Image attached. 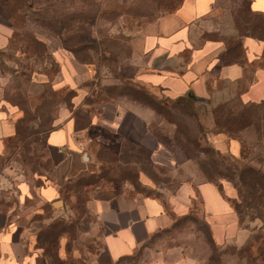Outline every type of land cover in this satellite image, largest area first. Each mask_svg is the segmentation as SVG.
I'll return each instance as SVG.
<instances>
[{"label":"rangeland","instance_id":"rangeland-1","mask_svg":"<svg viewBox=\"0 0 264 264\" xmlns=\"http://www.w3.org/2000/svg\"><path fill=\"white\" fill-rule=\"evenodd\" d=\"M180 2L0 0L1 16L11 25L9 43L0 49V110L11 119H21L25 140V143L12 147L8 156L0 157V203L15 205L16 213H25L26 219L33 216L30 231H43L54 221L63 223L56 227L58 231L64 225L66 229L59 232L60 236L57 233L50 235L48 241L37 236L35 245L39 264L73 263L74 260L83 263L88 260L91 251L102 247V229L97 230L96 215L84 203L83 195L69 193L59 209L47 208L39 194L35 193L36 189L33 197L19 201L22 197L20 184L34 185L37 175L40 172L46 174L50 166L46 159V132L59 124L64 109L73 113L77 127L86 128L93 114L112 113L111 108L110 112L106 110L104 113V104L122 107L130 97L135 99L136 95L131 91L135 89V84L125 76L132 71L130 63L136 55L138 37L142 40L148 25L174 10ZM218 4L221 12L217 13L216 29L205 31L202 39H231L232 36H225L228 32L225 22L228 20L226 13L233 9L234 14L239 15L241 33L252 32L248 25H251L254 15L245 13L247 0H217ZM229 5L234 7L228 9ZM262 25V29L255 30L260 36H264V19ZM140 87L149 91L147 87L150 86L140 84ZM138 96L144 105L154 103L146 94ZM159 96L156 97L166 104L161 114L158 112L155 118L158 120L151 121L157 133L169 139L177 127L187 138H198L203 144L210 141L208 134L223 133L239 141L238 154L230 150L222 151L223 155L229 156L225 155V159L218 157V161L214 155L207 157L193 148L192 151L197 154L193 161L179 167L176 174L169 175L167 168L150 164L142 148L138 149L139 152L134 144L126 143L127 148L122 153L116 151L115 145L113 154L107 153L115 159L109 172L113 169L123 177L140 166L155 178L175 185L187 180L196 183L200 177L207 180L202 168L208 170L221 182L222 190L236 213L241 227L239 238L225 239L223 243L216 244L205 233L207 223L200 212L196 195L192 198L194 206L189 209L191 215L178 217L175 227L155 244L180 242L189 248L193 246L196 252L203 246L208 252L205 264H264V99L251 104L237 98L222 102L212 110L213 122L217 124L210 126V111L205 113L196 109L194 116L187 106L181 103L174 105L173 99ZM169 120L176 124L169 123ZM107 127L97 125L79 133L82 140L88 139L87 146L92 154L94 150L90 149V145L95 134L111 135L113 141L111 131L114 127ZM185 136L183 141H186ZM169 141L173 143L172 139ZM185 143L190 146L189 142ZM230 156H236L240 161L234 162ZM138 160L139 165L135 164ZM237 162L239 168L248 170L247 181L243 182L239 177L234 180L237 184L234 187L230 179L235 176L232 173L237 172L232 168ZM218 171L226 176L218 174ZM191 172H196L197 176ZM197 235H201L202 239L198 241ZM196 245L197 248H194ZM75 252L79 258L73 257Z\"/></svg>","mask_w":264,"mask_h":264},{"label":"crops","instance_id":"crops-1","mask_svg":"<svg viewBox=\"0 0 264 264\" xmlns=\"http://www.w3.org/2000/svg\"><path fill=\"white\" fill-rule=\"evenodd\" d=\"M216 1L181 0L174 10L149 24L142 40L138 37L136 55L130 63L132 71L125 76L136 86H150L147 88L154 96L193 97L197 110L210 111V126L214 123L212 110L220 103L235 98L243 103L264 99V38L241 33L239 15L233 9L226 13L225 22V36H232L231 39H202L205 31L216 29L220 11ZM233 7L229 5L228 9ZM245 13L264 15V0H247ZM10 28L0 8V49L9 43ZM239 41V48L234 49ZM108 106H102L104 113L110 112L109 108L112 113L93 114L85 127H114L113 141L111 135L95 134L90 145L92 154L88 139L82 140L79 134L86 128L77 127L73 113L64 109L59 124L45 135L46 159L50 162L47 175L40 172L35 186L20 184L19 201L33 197L36 189L47 208L59 209L69 193L83 195L84 203L96 215L97 230L102 229V247L91 251L86 262L74 258L73 263L56 264H205L208 252L203 246L196 252L193 246L180 242L155 244L175 227L178 217L191 212L196 195L216 243L239 238L241 227L236 213L223 190L212 181L200 177L196 183L187 180L170 185L140 166L123 177L113 169L108 175H99L101 164H109L100 153L102 149H113L115 145L116 151L122 152L126 143L134 144L137 151L142 148L150 164L167 168L169 175L193 161L178 145L170 143L171 138L153 129L151 121L158 120L153 107L131 97L125 106ZM15 133L16 119L0 110V156L10 152ZM208 138L219 150L238 154L237 139L223 133L208 134ZM138 161L135 164L139 165ZM92 175L96 176L94 182L76 186L80 178ZM4 205L0 203V264H39L35 245L38 231H30L34 217L26 219L25 213H16L15 205ZM196 237L198 241L202 239L201 235ZM73 257L79 258L78 253H73Z\"/></svg>","mask_w":264,"mask_h":264},{"label":"trees","instance_id":"trees-1","mask_svg":"<svg viewBox=\"0 0 264 264\" xmlns=\"http://www.w3.org/2000/svg\"><path fill=\"white\" fill-rule=\"evenodd\" d=\"M252 15H254L253 16V21H252L251 25H248L252 29V32H250V34H252L254 36H257V37H260V38H264V36H262V35L260 36L257 33H255L256 29H262L263 28L262 23H263L264 15H262V14H252ZM239 46H240V41L237 42L234 45L233 48L236 49V48H239ZM134 87H135V89H133L131 91L136 96H134L133 98L141 101L140 97L138 95H140V94L141 95H145L146 94L154 102V103L149 102L150 106L153 107L157 112H159L161 114L162 110L165 108L164 104H166L163 101V99H160L159 97L157 98L152 93H150L149 91L145 90V88H143V87H139V86H136V85ZM130 88H132V87H130ZM164 99H167V98H164ZM194 100L195 99L193 97H191V96H182V97H177V98L173 99L172 103L174 105H177V104L181 103L182 106H187V108L190 110V113L193 114L194 116H196V112L197 111H196V108L194 106ZM260 102H262V101H260ZM249 103L251 104L252 102H249ZM214 109H216V107ZM20 120H21L20 118H18L16 120V133H15V136L13 138H11V140H10L11 148L12 147H17V145H21V144L25 143L24 137L22 135V132L24 130V125L22 124V122ZM169 121L175 123L173 120H169ZM214 123L217 124L216 121H214ZM174 131H175L174 134H172V136H171V139H172L173 143L178 145L182 151L186 152V154L190 158H194V156L197 155L194 151H192V150H194L193 148H196L195 149V150H197L196 152H202L207 157L209 155L210 156L214 155V159L218 160V161H219L220 158L221 159L222 158L225 159V155H227V157L229 156V154L223 155L224 153L222 151L219 152L218 149L209 140L205 144H203V143H201V140L198 139V138H197V140L195 138H187L184 135V133L182 132V130L178 129L177 127H175ZM184 136H185L184 140H186V141H183V139H182V137H184ZM185 142H189L191 147L189 145H186ZM191 143L193 144V147H192ZM109 152H112V149H102V151H101V155L103 156L104 160L108 161L109 164L108 165L107 164L106 165L101 164L102 167H101V171H100L99 175H102V174L108 175L109 170L112 167H114V164L112 163V161H114L115 159L113 157H111V156H108L107 153H109ZM122 152H119V153H122ZM112 154H113V152H112ZM0 157L3 158L4 156H0ZM118 157H119V155H118ZM218 157H219V159H218ZM230 157H232L231 159L234 162H236L237 160L240 161L239 159H237L238 157H236V156H230ZM232 168H233V170L237 171L236 174H235V172L232 173V175H235L234 178H232V179L229 178L230 180H232V182L234 184V187L237 186V184H236V182L234 180H238L239 177L242 179L243 182L247 181V171H248L247 169H244L242 167L239 168V163L238 162L235 163V165H233ZM202 171L204 172L207 180L214 182L222 190L221 182L219 180H217L216 177H214V175L212 173L208 172V170L203 169V168H202ZM130 173H133V172L131 171ZM217 173L221 174L222 171H218ZM229 174H231V173H229ZM222 175H225V173H222ZM94 180H96V176L95 175H92V176H89V177L80 178V180L77 182L76 186H79L80 184L81 185L88 184V183L94 182ZM232 201H234V200H232ZM190 215H191L190 212H188L186 215L181 216V217L187 218ZM48 225H46V227L43 229V231H38L37 236L39 238H46V241H48V237L50 235H56V233L59 235L60 231H66L65 225L59 231L56 229V227L59 228L60 226L63 225V223L61 221H54V222L50 223L49 226ZM206 225H207V231H205V233H207V235L210 238L213 239V237L211 235V231H210L209 225L208 224H206ZM210 257L211 256L209 255L208 258H210Z\"/></svg>","mask_w":264,"mask_h":264}]
</instances>
